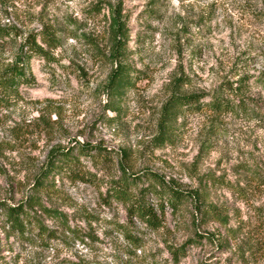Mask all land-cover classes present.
I'll list each match as a JSON object with an SVG mask.
<instances>
[{
  "label": "rangeland",
  "instance_id": "rangeland-1",
  "mask_svg": "<svg viewBox=\"0 0 264 264\" xmlns=\"http://www.w3.org/2000/svg\"><path fill=\"white\" fill-rule=\"evenodd\" d=\"M118 3L132 79L113 93ZM32 44L43 53L23 60L29 84L0 95V201L32 219L18 234L0 208V264H264L261 0H0V74ZM239 81L254 105L181 112L159 143L172 94L212 96ZM62 150L76 157L60 160L71 171L37 185ZM122 169L128 198L111 193ZM154 175L188 197L169 207ZM141 200L159 227L129 215Z\"/></svg>",
  "mask_w": 264,
  "mask_h": 264
},
{
  "label": "trees",
  "instance_id": "trees-1",
  "mask_svg": "<svg viewBox=\"0 0 264 264\" xmlns=\"http://www.w3.org/2000/svg\"><path fill=\"white\" fill-rule=\"evenodd\" d=\"M261 1L264 3V0ZM109 8L111 12L109 29L112 33V46L110 48L109 54L112 61L116 63V66L110 72V76L108 79V88L109 90H111V92L118 93L119 90L131 84L132 75L130 74L129 69L126 66L120 64V56L122 55V49L124 48L125 40L127 37L125 22L120 12V3L116 4L114 7L109 4ZM31 46L29 47L32 52H29L27 55H20L19 59L16 62L7 67V69H5L0 74V95L2 97L8 95V92L15 90L20 84H29L26 76H24V68L22 65L23 60L29 59V55L31 53H43L40 47L34 48L33 44ZM241 86L242 85H240V81L239 84L235 85L234 87L231 84L224 83L221 85V91L218 94H213L212 96H206L200 93H193L191 95L172 94V96L168 99V101L162 108L163 118L160 122L161 131L159 134L160 137L157 138V140H159V143L163 144L165 141L173 139L171 134H169L170 130L172 129L169 123L172 122L181 112H193L198 111L202 108H206L213 113H223L233 112L236 107H238L242 111H246L249 104L254 105V100L252 98L246 97L240 91ZM222 91L227 92L228 96H232V99L224 98V94ZM221 93L223 95H221ZM205 98H207L208 100H205ZM91 149L99 151V147L97 146H91L90 149L80 147L78 151L80 154H85L89 153V150ZM48 158L49 159L46 166L41 169L39 176L36 178L37 185L39 186H41L42 184H46V178L50 176L51 173L59 172L61 170H67L69 172L71 171L67 168L66 163L60 162L61 159L62 161L64 160V162L71 161L72 159L76 160V157L74 158L69 150H62L57 155L51 153ZM121 173L123 175L125 174L124 169H122ZM154 177L159 180V188H155L156 186L153 187L154 192L158 193L159 191H162L160 192V196L165 197L164 203L169 207L175 209V207H177L184 200V198L188 197L187 195L185 196L182 191H179L176 188L172 189L171 187L167 186L163 181L159 179L158 176L154 175ZM127 181L128 178L126 177V175L121 177V180L113 185L111 193L122 198H128L129 196H127L126 193L127 189L126 187H123V184H127ZM32 197L33 196H31L27 201V203H30V205L36 203V201ZM160 206L163 208V203ZM25 207L24 205L10 207L6 206L2 201H0V208H2L7 221H9L10 223V229L12 228L16 230L18 234L21 235H23L25 232L26 223L29 224L32 219V214L28 213ZM128 211L130 216L138 217L139 220L143 222L148 228L155 229L161 225V222H159L157 217L154 215L152 209L146 206L142 200L134 201ZM130 242L134 247L139 246L140 244L139 239H137L136 237L133 240H130ZM173 254L175 255V258H177V255H179L180 253H178L176 249L173 251Z\"/></svg>",
  "mask_w": 264,
  "mask_h": 264
}]
</instances>
